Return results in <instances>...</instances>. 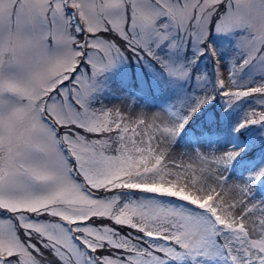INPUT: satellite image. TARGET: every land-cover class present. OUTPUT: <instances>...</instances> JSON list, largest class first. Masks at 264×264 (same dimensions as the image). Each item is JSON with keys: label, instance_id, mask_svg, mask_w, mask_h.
I'll return each instance as SVG.
<instances>
[{"label": "snow or ice", "instance_id": "1", "mask_svg": "<svg viewBox=\"0 0 264 264\" xmlns=\"http://www.w3.org/2000/svg\"><path fill=\"white\" fill-rule=\"evenodd\" d=\"M0 264H264V0H0Z\"/></svg>", "mask_w": 264, "mask_h": 264}, {"label": "rangeland", "instance_id": "2", "mask_svg": "<svg viewBox=\"0 0 264 264\" xmlns=\"http://www.w3.org/2000/svg\"><path fill=\"white\" fill-rule=\"evenodd\" d=\"M126 68L125 63L117 66L107 74V84L110 93L106 96L104 102L108 107L119 109L125 116L131 115L134 117L138 113H143L150 120L154 113L160 112L161 105L172 103L170 101H161L157 98H150L143 92L139 93L130 84H127L129 82L126 81L127 79L125 80L127 74ZM224 74L227 75V72L225 71ZM194 140L193 134H188L185 140L179 142L177 148L172 150V157L176 158L180 163H189L192 147L196 146ZM181 153H188L189 155L181 158ZM192 163L195 166L198 162L192 161Z\"/></svg>", "mask_w": 264, "mask_h": 264}, {"label": "trees", "instance_id": "3", "mask_svg": "<svg viewBox=\"0 0 264 264\" xmlns=\"http://www.w3.org/2000/svg\"><path fill=\"white\" fill-rule=\"evenodd\" d=\"M126 76L125 80L128 81L131 87H133L135 90H138L139 93H144L146 96H149L150 98H157L161 101H170L173 102L175 97L171 93H166L164 91H157L155 88L151 87L152 82V68L145 67L144 62H138L135 59H129L126 63ZM204 65L202 64V68ZM144 84L143 87H141V84ZM220 103L217 102L216 109L217 111L220 110ZM201 122H198L196 125H193L194 129L199 130ZM188 134H193L192 129H189ZM194 136V135H193Z\"/></svg>", "mask_w": 264, "mask_h": 264}]
</instances>
